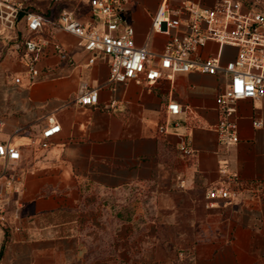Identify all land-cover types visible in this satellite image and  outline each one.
Wrapping results in <instances>:
<instances>
[{
    "label": "crops",
    "instance_id": "obj_1",
    "mask_svg": "<svg viewBox=\"0 0 264 264\" xmlns=\"http://www.w3.org/2000/svg\"><path fill=\"white\" fill-rule=\"evenodd\" d=\"M122 1V26L134 29L136 45L157 64L169 37L154 32L153 21L162 8L181 15L183 1ZM187 1L212 7L218 0ZM55 3L50 12L44 0L40 12L57 20L61 10H73L83 25L100 27L87 0ZM18 25L24 30L25 21ZM49 31L67 59L49 49L30 84L26 61L0 29V139L21 154L12 166L19 193L9 190L0 210L6 218L0 220V264H264V98L236 103L239 142L226 147L218 140L216 104L224 75L192 70L154 85L143 78L112 83L110 57L97 53L90 64L76 36L47 26L43 39ZM201 53L217 55L225 65L238 49L218 50L210 42ZM81 83L97 89L96 105L75 102ZM173 102L182 112L166 118ZM50 115L61 131L42 150ZM182 144L191 156L183 155ZM222 184L236 189L237 197L209 200L208 192ZM126 188L154 191L151 207L149 201L132 204L123 221L119 206L108 204L103 193ZM111 248L113 258H107Z\"/></svg>",
    "mask_w": 264,
    "mask_h": 264
},
{
    "label": "built area",
    "instance_id": "obj_2",
    "mask_svg": "<svg viewBox=\"0 0 264 264\" xmlns=\"http://www.w3.org/2000/svg\"><path fill=\"white\" fill-rule=\"evenodd\" d=\"M29 0H0V29L8 32L5 40L21 53L27 64L28 82L34 83L40 76L37 65L49 49L58 53L62 60L67 59L63 45L57 41L53 33L43 39L47 26L61 28L78 38V45L91 55L89 63L95 62L97 53L110 57L109 81L126 83L143 78L148 85L166 79L173 80L178 73L192 70L222 74L227 78L224 91L216 97L220 114L217 123L219 143L229 147L239 142L237 123L234 119L235 105L244 99L264 98V10L261 0L245 2L243 0H218L212 7H202L191 1L182 0L181 15H167L166 8L159 10L153 21V31L169 37L165 50L157 64L150 63L151 52L146 47L135 43L134 29L122 26V0H87L95 22L100 27H87L79 22L72 10H61L57 20H50L44 15L29 10ZM66 1V0H59ZM25 21L24 30L19 22ZM51 30V29H50ZM52 31V30H51ZM117 31L119 33H117ZM210 42L222 47L238 49L236 58L223 65L219 56L204 58L201 51ZM16 82H21L20 78ZM75 102L84 107L98 103L97 89L87 83H81ZM182 112L176 103L168 104L166 118L178 116ZM258 125L259 122H254ZM3 122L0 121V135ZM61 126L54 115L47 120L39 142L42 150L51 147L54 138L60 134ZM181 152L191 156L192 150L182 144ZM20 150L12 144L0 139V210L7 206V192L12 190L18 194L13 164L19 162ZM223 173L227 170L223 169ZM235 187L241 182L230 178ZM184 188V181H179ZM228 184L211 189L209 200H230L237 197V190ZM5 221L4 215L0 218Z\"/></svg>",
    "mask_w": 264,
    "mask_h": 264
},
{
    "label": "rangeland",
    "instance_id": "obj_3",
    "mask_svg": "<svg viewBox=\"0 0 264 264\" xmlns=\"http://www.w3.org/2000/svg\"><path fill=\"white\" fill-rule=\"evenodd\" d=\"M243 1L253 2L255 0H243ZM42 2H44V0H29V1H27L28 4L26 6H28V8H29L31 5V6H34L35 8H38L40 10ZM49 2H50L51 9H46V10L52 12L54 4H57V3H55V0H48V3ZM11 45H9V47H11ZM153 191L154 190L152 188H148L147 192L145 194H143L140 190L130 191L126 188V189L120 190L118 192L111 191V192L103 193V199L106 200V202L112 206H113V204H116L117 206H119L118 210H121L120 212L123 213V217L121 219L123 221H125V219L129 216V210H130L132 204H135V203L142 204V203H146V202L148 203V201H149V203H150L149 206L150 207L152 206L151 203H152V198H153V194H152ZM132 196H133V198H131ZM138 207L141 209L140 205ZM148 211H149L148 217H149V219H152L153 216L151 214V209ZM106 237L108 239H113L114 235H110V233H108V235ZM105 253L107 255V258H109V257L113 258L114 249H112V248L106 249ZM119 253H121V254L125 253L124 248L120 249L118 251V254ZM184 253L185 252H181V254H182L181 257H183V258L185 257ZM186 253H188V252H186ZM113 264H125V263H123V262L115 263L113 261Z\"/></svg>",
    "mask_w": 264,
    "mask_h": 264
},
{
    "label": "trees",
    "instance_id": "obj_4",
    "mask_svg": "<svg viewBox=\"0 0 264 264\" xmlns=\"http://www.w3.org/2000/svg\"><path fill=\"white\" fill-rule=\"evenodd\" d=\"M29 10H32V11L37 12V13H40V14L44 15L46 18H48L45 14L41 13L40 10L38 8H35L34 6L30 5ZM48 19H50V18H48ZM120 215L123 217V213L122 212L120 213Z\"/></svg>",
    "mask_w": 264,
    "mask_h": 264
}]
</instances>
